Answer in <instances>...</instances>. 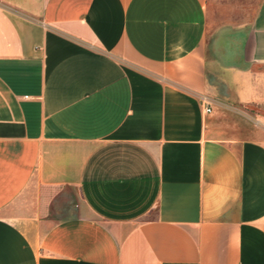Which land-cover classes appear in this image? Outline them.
<instances>
[{
	"label": "crops",
	"instance_id": "0c3cea01",
	"mask_svg": "<svg viewBox=\"0 0 264 264\" xmlns=\"http://www.w3.org/2000/svg\"><path fill=\"white\" fill-rule=\"evenodd\" d=\"M215 4L0 0V264H264V136L214 133ZM244 29L233 99L264 107V0Z\"/></svg>",
	"mask_w": 264,
	"mask_h": 264
},
{
	"label": "rangeland",
	"instance_id": "374dc122",
	"mask_svg": "<svg viewBox=\"0 0 264 264\" xmlns=\"http://www.w3.org/2000/svg\"><path fill=\"white\" fill-rule=\"evenodd\" d=\"M208 15L206 39L210 80L215 85L214 100L220 118L215 136L259 132L264 136V107L234 101V91L244 74L254 68L245 63L240 37L251 20L256 0H215ZM231 91V92H230ZM223 97L231 98L228 102Z\"/></svg>",
	"mask_w": 264,
	"mask_h": 264
},
{
	"label": "built area",
	"instance_id": "2783aa9c",
	"mask_svg": "<svg viewBox=\"0 0 264 264\" xmlns=\"http://www.w3.org/2000/svg\"><path fill=\"white\" fill-rule=\"evenodd\" d=\"M202 102H203L204 104H207V105H208V102H207V100H206L205 98L202 99ZM204 110H205L206 113H209V112H210V108H209L208 106H206V107L204 108Z\"/></svg>",
	"mask_w": 264,
	"mask_h": 264
}]
</instances>
